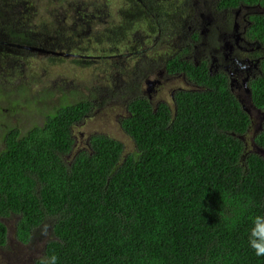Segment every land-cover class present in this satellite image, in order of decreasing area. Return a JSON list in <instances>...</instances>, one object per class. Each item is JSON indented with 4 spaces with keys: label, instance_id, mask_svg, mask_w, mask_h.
I'll return each instance as SVG.
<instances>
[{
    "label": "trees",
    "instance_id": "trees-1",
    "mask_svg": "<svg viewBox=\"0 0 264 264\" xmlns=\"http://www.w3.org/2000/svg\"><path fill=\"white\" fill-rule=\"evenodd\" d=\"M139 22L134 28L144 30ZM254 33L264 39V18H255ZM170 66L209 89H181L173 107L145 95L129 101L121 125L135 152L103 133L74 152L73 125L90 111L87 100L53 102L27 133L8 128L0 249L8 241L2 218L15 215L23 243L51 223L43 257L56 255L57 264H264L248 244L250 218L264 214V156L244 140L250 117L221 77L175 58ZM253 89L264 107V77ZM251 139L264 148V124Z\"/></svg>",
    "mask_w": 264,
    "mask_h": 264
},
{
    "label": "flooded vegetation",
    "instance_id": "flooded-vegetation-1",
    "mask_svg": "<svg viewBox=\"0 0 264 264\" xmlns=\"http://www.w3.org/2000/svg\"><path fill=\"white\" fill-rule=\"evenodd\" d=\"M43 1L0 0V49L3 50L0 66L20 71L21 80L29 77L26 56L30 52L45 55L56 62L67 58L74 63L106 57L134 59L140 53L146 56L147 48L141 52L142 45L146 46L152 38L164 37L166 51L163 54L151 57V61L140 57L136 64L141 70L138 82L145 81L147 92L150 93L149 89L154 85L182 78L186 87L171 86L168 91L174 106L175 95L181 89H209L205 82L197 83L170 66L174 58L188 61L210 76L221 77L248 113V132L252 131L253 137L262 130L264 107L256 105L253 89L256 81L264 77V39L260 40L254 33L255 18H264L261 1L106 0V6L101 8L87 0L76 6L75 0H48L60 9L49 15L55 22L49 19L47 23L50 25H42L39 3ZM83 4L84 9L81 8ZM146 18L149 22L145 21ZM138 20L144 30L134 28ZM89 41H97L105 53L91 54L87 47L92 46ZM27 82L31 81L26 80L25 85ZM142 93L129 98L126 116L129 101L143 96ZM147 97L152 102L151 95ZM159 102L165 101L156 104ZM8 130L4 128L3 138ZM251 146L259 147L253 140Z\"/></svg>",
    "mask_w": 264,
    "mask_h": 264
},
{
    "label": "rangeland",
    "instance_id": "rangeland-1",
    "mask_svg": "<svg viewBox=\"0 0 264 264\" xmlns=\"http://www.w3.org/2000/svg\"><path fill=\"white\" fill-rule=\"evenodd\" d=\"M83 1L75 0L74 6ZM87 2L97 3L101 8L106 6V0ZM39 4L41 24L50 25L47 23L49 19L50 22H55L49 15L60 9L58 5L48 0ZM109 5L113 6L111 1ZM83 7L84 4L81 8L84 9ZM164 40V37L159 40L156 37L152 38L146 46L142 45L141 52L147 48L145 50L147 57L140 53L141 56L137 54L134 59L106 57L98 61L93 58L74 63L67 58L56 62L45 55L30 52L26 56V71L29 77L25 80H21L20 71H12L5 65L0 66V151L4 147L2 135L5 127L18 128L21 132L27 133L34 125L43 124V112L51 109V105L55 104L53 102L58 103L59 100L68 98L73 103L80 100L91 102L90 111L73 125L74 152L87 148L88 138L96 133H103L122 141L125 146L124 154L135 152L137 148L133 139L125 133L121 125L122 119L126 116L125 107L129 98L135 96V93L143 92L145 96L151 95L154 105L162 100L173 106L168 93L170 87L176 85L186 87L182 78H173L170 82L164 81L160 86H152L149 93L145 81L138 82L141 70L136 64L140 57L151 61V57L163 54L166 51ZM88 43L92 44L87 46L91 54L105 53L100 50L102 45L97 41ZM2 53L3 50L0 49L1 60ZM26 80L31 82L25 85ZM251 136L252 131L244 136V140L248 142L246 147L249 146L250 140L252 142ZM259 149L251 148L264 156ZM2 220L8 227V241L7 245L0 249V264H34L37 259L44 256L45 244L53 237L50 222L37 228L31 240L23 243L16 239L17 216H6Z\"/></svg>",
    "mask_w": 264,
    "mask_h": 264
},
{
    "label": "clouds",
    "instance_id": "clouds-1",
    "mask_svg": "<svg viewBox=\"0 0 264 264\" xmlns=\"http://www.w3.org/2000/svg\"><path fill=\"white\" fill-rule=\"evenodd\" d=\"M263 128V127H262ZM223 194V193H222ZM223 200L225 202V196L223 194ZM252 201L249 199L246 205H242V209L252 207ZM229 219L228 217H225ZM252 221V227L248 234V244L257 257H264V214H258L250 218ZM236 219H231V223L228 224L229 229L235 227ZM58 257L56 255L41 257L38 264H57Z\"/></svg>",
    "mask_w": 264,
    "mask_h": 264
},
{
    "label": "water",
    "instance_id": "water-1",
    "mask_svg": "<svg viewBox=\"0 0 264 264\" xmlns=\"http://www.w3.org/2000/svg\"><path fill=\"white\" fill-rule=\"evenodd\" d=\"M149 91L151 92V88L149 89ZM259 148H260L259 150L261 151V153H264V148L263 147H260V146H259Z\"/></svg>",
    "mask_w": 264,
    "mask_h": 264
}]
</instances>
